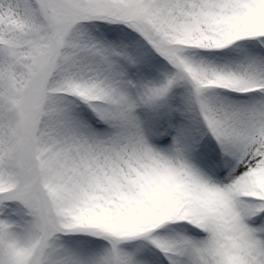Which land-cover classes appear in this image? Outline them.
<instances>
[{
  "label": "snow or ice",
  "instance_id": "1",
  "mask_svg": "<svg viewBox=\"0 0 264 264\" xmlns=\"http://www.w3.org/2000/svg\"><path fill=\"white\" fill-rule=\"evenodd\" d=\"M0 264H264V0H0Z\"/></svg>",
  "mask_w": 264,
  "mask_h": 264
}]
</instances>
